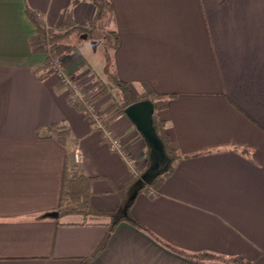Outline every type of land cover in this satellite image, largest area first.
Masks as SVG:
<instances>
[{
  "label": "crops",
  "instance_id": "1",
  "mask_svg": "<svg viewBox=\"0 0 264 264\" xmlns=\"http://www.w3.org/2000/svg\"><path fill=\"white\" fill-rule=\"evenodd\" d=\"M87 1L0 0V264H264V0H109L108 30L119 37L112 72L99 75L78 45L66 54L65 71L83 76L86 93L96 78L120 80L168 101L158 115L184 157L136 196L133 182L156 158L134 121L125 113L109 126L129 144L135 175L72 104L47 54L32 50L34 19L91 22ZM56 125L70 130L64 145ZM67 165L80 167L84 193L68 202L80 211L65 213ZM87 199L104 213L87 210ZM130 200L141 228L120 221L90 259L114 220L108 212L122 214Z\"/></svg>",
  "mask_w": 264,
  "mask_h": 264
},
{
  "label": "trees",
  "instance_id": "2",
  "mask_svg": "<svg viewBox=\"0 0 264 264\" xmlns=\"http://www.w3.org/2000/svg\"><path fill=\"white\" fill-rule=\"evenodd\" d=\"M79 0H74V2H78ZM95 5V15L91 22L78 23L73 18L66 16L59 24L48 27L46 23L42 19H34L36 26V34L31 38L32 50L36 53H45L47 54V61L45 66L49 68L52 65V59L54 57H60L62 55L73 53L78 50V46L71 44L69 42L70 38L74 34H85L88 37H92L97 32L98 26L100 25L103 17L105 16V6L109 12H112L111 3L109 0H91ZM112 15V14H111ZM104 30V29H103ZM109 38L112 39L107 46L105 47L104 52V60L107 63L106 69L107 72H112V64H111V56L112 52L115 50L116 46L119 42V37L116 30L108 31L106 34ZM86 61V60H84ZM112 80V79H111ZM116 85V93L113 96V99L116 101L115 106L112 108L110 112L109 118L105 120V123L110 124L116 117L125 114L126 108L135 102L149 100L154 105V115H153V127L155 129L156 134L163 141L165 146V151L167 154V162L161 172L152 176L148 181H143L140 185V189L145 188L146 186H154L158 187L159 184L168 176H170L174 171V163L177 159L184 157L179 151L173 148L169 143L168 134L166 132V124L163 120L159 118L158 112L167 106V99L164 97L156 96L153 94L141 93L138 94L134 91V89L128 84L120 80H112ZM105 84V86H104ZM98 88L104 90V94L110 93L107 87V83L104 80H100L98 83ZM97 88V89H98ZM106 90H105V89ZM108 90V91H107ZM94 92V91H93ZM93 92H85L83 100L79 99H71L72 104L79 111L86 113V105L84 103L85 100L93 101L91 98ZM174 97V95L170 96ZM87 115V114H86ZM53 132L58 136V140L61 144L66 143V139L70 136V130L67 126L64 125H56L52 128ZM149 148L152 150L150 144L148 143ZM149 149V150H150ZM148 156H151V152L149 151ZM144 172L142 173V175ZM82 174L80 167L78 166H69L67 165L66 174H65V183H64V193H63V201L61 205V210L65 213L71 211H80L78 207V200L83 198L84 193V185L82 181ZM141 175V176H142ZM138 179V178H137ZM137 179L133 182V188L136 187ZM140 179V178H139ZM74 202L77 204H70L68 202ZM87 210L93 212L104 213L100 210H95L92 206L88 205V199L86 201ZM131 205L132 200H130L126 204L125 212L119 214L118 211L116 213L108 212L110 216L114 217V220L109 226V232L104 239L103 243L99 246L93 256L90 259L95 258L99 252L104 248L107 243L109 237L112 232L115 230L117 224L120 221L126 220L132 225L141 228V224L131 215ZM232 262L235 264H249L248 261H245L243 258H233Z\"/></svg>",
  "mask_w": 264,
  "mask_h": 264
},
{
  "label": "rangeland",
  "instance_id": "3",
  "mask_svg": "<svg viewBox=\"0 0 264 264\" xmlns=\"http://www.w3.org/2000/svg\"><path fill=\"white\" fill-rule=\"evenodd\" d=\"M78 3L79 4L80 3L89 4V2L87 0H79ZM105 11H106L105 16L103 17L100 25L98 26L97 32L95 31V33L92 37L84 38L83 36H81L84 34H74V36L72 38H70L71 41L74 40V43H76V45H78L82 49L83 53L88 58L89 63H91V66L93 68H95V70L101 76H105L104 68L106 67V65L104 63L103 51L105 50V47L107 46V44L110 41H112V39L109 38L108 36H107L106 43H105V39H104V35L106 36V34L109 31L108 27L111 25V12L108 11L106 6H105ZM80 23H83V22H80ZM71 41H69V42H71ZM56 59H59V61H61V64L63 67L66 66V55H62L60 57H54L52 59V61H53L52 65L49 67L50 72L53 74H56L55 70H53L54 69L53 64H54V61ZM69 74L78 79V81L80 83V87L82 88L83 91H85L84 89L86 87L84 84H82L83 76L73 75L71 72ZM90 80H92V79H90ZM99 81L100 80H98L97 78L95 81H93V80L91 81V84L93 83V85H91V87H93V91H94L91 98H93L95 106L98 108L99 112H101V110H102V108H104V106H109V105H107V103H109V104L115 103L116 104V101L113 99V96L111 95V94H114V93H111L114 91V84L109 82V84H107V87H108V90L110 93L104 94V90L101 88L100 89L98 88ZM104 86H105V84H104Z\"/></svg>",
  "mask_w": 264,
  "mask_h": 264
},
{
  "label": "built area",
  "instance_id": "4",
  "mask_svg": "<svg viewBox=\"0 0 264 264\" xmlns=\"http://www.w3.org/2000/svg\"><path fill=\"white\" fill-rule=\"evenodd\" d=\"M53 68L61 83L70 90L71 99L77 98L79 100H83L85 91H83L80 87L78 79L65 71L59 59L54 61ZM84 103L86 105L87 116L90 118L95 127L101 131L103 138L111 145L113 150L117 151L125 158L130 167L131 173L134 175L137 174L138 165L132 155L129 144L121 140L110 128L109 124L105 123L102 113L99 112L94 102L85 100ZM74 157L75 162L80 163L81 153L79 151H75Z\"/></svg>",
  "mask_w": 264,
  "mask_h": 264
},
{
  "label": "water",
  "instance_id": "5",
  "mask_svg": "<svg viewBox=\"0 0 264 264\" xmlns=\"http://www.w3.org/2000/svg\"><path fill=\"white\" fill-rule=\"evenodd\" d=\"M154 111V105L149 100H143L132 103L125 110L127 116L134 121L137 130L150 144L153 151V155L156 158L154 166L147 170L138 180V186L135 190L134 196L138 194L141 183L143 181H148L152 176L161 172L167 162V154L165 151L164 143L156 134L155 129L153 127L152 120ZM58 215V212L51 214V216Z\"/></svg>",
  "mask_w": 264,
  "mask_h": 264
}]
</instances>
